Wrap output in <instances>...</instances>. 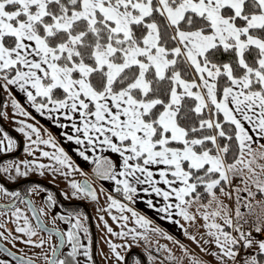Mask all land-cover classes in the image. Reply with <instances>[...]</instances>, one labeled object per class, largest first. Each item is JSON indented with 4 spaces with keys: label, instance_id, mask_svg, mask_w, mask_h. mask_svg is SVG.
Returning <instances> with one entry per match:
<instances>
[{
    "label": "snow or ice",
    "instance_id": "obj_1",
    "mask_svg": "<svg viewBox=\"0 0 264 264\" xmlns=\"http://www.w3.org/2000/svg\"><path fill=\"white\" fill-rule=\"evenodd\" d=\"M0 82L5 90L19 88L53 123L66 128L60 118L70 121L73 134L65 135L83 146L77 151L85 160L92 159L88 148L94 155L97 148L118 154L116 161L98 155L93 161L95 175L114 181L123 197H107L108 209L122 213L112 215L121 230L108 227L109 233L133 242L146 235L136 226L147 229L152 221L124 202L139 192L162 198L158 211L165 219L190 220L188 208L203 191V207L212 209L201 213L217 246L212 255L222 264H264V0H0ZM12 104L30 115L16 99ZM19 123L25 152L33 153L30 145L51 146L55 151L40 149V156L56 166L26 159L23 172L20 164L0 170L12 179L13 168L16 175L59 171L61 165L65 175L73 170L55 137L41 139L40 128ZM14 146L3 132L0 150ZM69 184L73 196L96 199L87 181ZM0 190L25 205L2 206L23 234L13 240L43 247L46 240L33 237L46 232L55 242L38 254L45 264H81L79 257L92 264L90 247L81 242V231L88 234L81 213H57L52 223L58 218L67 227L49 228L44 207L3 185ZM45 203H55L51 193ZM148 205L156 207L151 199ZM109 246L125 260L118 250L125 244ZM2 250L16 264H37Z\"/></svg>",
    "mask_w": 264,
    "mask_h": 264
},
{
    "label": "crops",
    "instance_id": "obj_2",
    "mask_svg": "<svg viewBox=\"0 0 264 264\" xmlns=\"http://www.w3.org/2000/svg\"><path fill=\"white\" fill-rule=\"evenodd\" d=\"M1 92L2 103L0 110L1 113L4 112L5 114L6 123H0V130H2L0 131V136H2L3 132H7L15 141V146L12 150L7 152L0 150V169L7 167L8 164H20L21 171L23 172L25 169L22 161L26 159L29 161L36 159L50 167L56 166L53 162H50L49 158L40 156V149L45 151H55L51 146L43 144H40L39 146L30 145V147L33 148V153L25 152L27 140L24 133L19 131L21 126L19 122L23 120L26 123L34 124L36 127L40 128L41 139H46L49 136L55 137L58 145L63 147L71 157L70 162L73 165V170L65 175L68 170L66 166L61 165L59 166V171H48L46 168L43 174H41L33 168V170L28 171L27 175H16L13 168L11 171L13 176H15V179L10 178L7 173L0 170V185H3L9 190H20V186H28L30 183L44 187L38 194L40 200L45 204L44 208L48 209L45 210V213L51 217L55 216L57 213L67 215L68 213L73 212L70 210V206L76 205V207L74 206V211H76L75 213H79L78 211L83 212L81 220L87 227V221H85L83 215H85L88 220L90 215L94 225L93 232L96 236H94L96 240V250L94 249L93 251L90 249L92 264H125V260L119 261L112 254L109 241L116 243L117 245H126L125 247L118 249L124 257L128 250H132V257L129 255L127 264L128 262L136 264L137 260H139L141 264H169L170 262H173L174 264H195V260L201 261V264H222L218 256L212 255L213 252L217 251V246L212 242L213 237L208 234V229L204 227L205 220L201 215L204 211L210 212L212 210L211 208L203 207V205L208 203V199H200L199 201L194 200L189 206L190 208L195 202L196 206L201 209V213H199L197 221L195 222L196 226L193 230H190L191 227L186 226V220L181 216L174 214L173 219L171 220L164 218V214L158 211L159 205L162 202L161 197H157L155 193L151 192H139L136 194L135 202H124L129 203L131 207H134L139 213L152 221V224L147 229H140L139 226H136L137 231H144L146 235L138 237L137 240L133 242L129 238L122 239L109 233L107 230L108 227L113 228L115 232L121 230V224L118 221L113 220L112 215L120 216L122 213L115 208L111 210L108 209L110 201H108L107 197L110 194L121 200H123V197L119 196L115 191L116 186L114 181L99 178L95 175L94 169L96 168V165L93 161L97 158V155L106 156L113 161H116L118 159V154L112 153L111 150L107 153L106 150L97 148L96 155H94L91 148H88L87 153L92 159L85 160L77 151V148L83 150V146L77 145L75 141L68 140L65 135V133H68L69 135L73 134L70 121L65 120L63 117L60 118L64 124L68 125L66 128L53 123L52 119L41 115L32 108L31 104L27 101L26 95L14 85H10L8 90L2 89ZM13 98L16 99L28 113H30L29 116L22 115L19 111L13 110ZM32 139H36L35 134H33ZM20 141L22 143V150L20 154L16 155L15 153L20 146ZM101 164H103V161H101ZM85 179L93 184L97 194L96 199H92L85 194H79L76 196L72 195L73 189L69 184V181L75 180L78 183H82ZM6 185L8 186L6 187ZM161 186L166 187L162 184ZM226 190L232 189L226 186ZM232 191L234 193V190ZM52 192H56L60 198L56 195V198H54L55 203L49 206L45 201L48 193ZM221 198L225 199L226 202H229L226 196ZM0 199H5L7 202L13 200L16 201V205L19 204L16 197L5 195L2 190H0ZM149 199L153 200V203L156 204L155 208L148 205ZM84 206L88 209L89 215ZM64 207H68L70 211ZM127 214L130 216V213ZM25 215H27L31 221L28 211L25 212ZM176 221H179V223ZM105 222H107V224ZM128 224L133 225L134 221L130 219ZM60 227L66 228V221H61ZM157 227L161 231H153V229ZM165 233H167V235H165ZM168 236H171L172 239H169ZM88 237V234L85 235L84 232L81 231L82 243L89 245ZM192 237H195V239H192ZM181 245H183V247H181ZM152 249L158 251L161 256L156 258V256L151 253ZM185 249L187 251H185ZM149 255L152 257L151 260L149 259ZM130 257L131 260H129ZM169 257H172V259H169ZM0 259L9 261V264H16V261L1 251ZM79 259L81 264H85L86 258L79 257ZM228 264H231L230 260L228 261Z\"/></svg>",
    "mask_w": 264,
    "mask_h": 264
},
{
    "label": "rangeland",
    "instance_id": "obj_3",
    "mask_svg": "<svg viewBox=\"0 0 264 264\" xmlns=\"http://www.w3.org/2000/svg\"><path fill=\"white\" fill-rule=\"evenodd\" d=\"M0 83H2V82H0ZM2 89L5 90L3 87L1 88V86H0V106H1V102H2V92H1ZM0 123H6L5 114H4V112L1 113V110H0ZM106 152L108 153L109 150H106ZM7 186L8 185H6V187ZM36 186H37L36 184L30 183V184H28V186H24V187L20 188V190L19 189H17V190H9L8 189V192L12 193V192L18 191L22 194V196H24V194H27L28 196H26V197H29L37 208L45 207V204H43V202L40 200L39 194H38L40 192V190H42L44 187L41 186V187L37 188ZM29 188H32L33 190L31 192H29L28 191ZM51 194L53 196V199L56 198V195L58 198H60V196H58V194H56V192L55 193L52 192ZM119 196H122V195L119 194ZM135 198H136V196L134 197V200L132 202H135V200H136ZM12 201L7 202L5 199H0L1 204H8V203H11ZM18 203L19 204L16 205L17 207H19L21 209L25 208V205L23 203H20V201ZM46 207H47V205H46ZM64 208L69 210L68 207H64ZM45 210H48V209H45ZM70 210L73 212H76V211H74L75 209H73V208H71ZM188 211H189L190 215H192L194 217V219L186 220V223H187L186 226L191 227L190 230H193L194 227L196 226L195 222L197 221V217L199 216V213H201V209L198 206H196V204L194 202L193 206H191L188 209ZM28 212L30 215L31 223L34 226L36 221H35L34 217L32 216L31 212L30 211H28ZM78 212L81 214L83 213L81 211H78ZM83 216H84L85 221H87L86 223H87L88 236H89L88 237L89 246H90V249L94 251V249H96V240L94 238L95 234L93 232V228H94L93 220H92V225H91L90 219L88 220L85 215H83ZM53 217H51L47 213H45L42 218L50 227H60L61 221L57 219L56 223L53 224L52 223ZM16 226L17 225L15 223V218L11 216V211L10 210L6 211L5 209H0V232L4 233V236H0L2 241L10 249H12L15 253H18V254L24 255V256H29L33 260L37 261L38 264H45L43 258L41 256H39L38 254L41 252H47L48 248L50 247V244L55 242V237L52 238L51 242H48L47 241L48 233L37 231V234L35 237H33V239H45L46 240L45 245L43 247L29 245V244L24 243L23 240H13L12 239V237H18V236L23 235L21 233L16 232ZM23 239L26 240V239H28V237L24 236ZM131 252H132V250H128L125 254V258L129 255H131V257H132V254H130ZM131 257L129 258V260H131ZM130 264H131V262H130Z\"/></svg>",
    "mask_w": 264,
    "mask_h": 264
},
{
    "label": "water",
    "instance_id": "obj_4",
    "mask_svg": "<svg viewBox=\"0 0 264 264\" xmlns=\"http://www.w3.org/2000/svg\"><path fill=\"white\" fill-rule=\"evenodd\" d=\"M2 103V102H1ZM21 150H22V143H21V141H20V146H19V149L17 150V152L15 153L16 155H18V154H20V152H21ZM85 181H87L88 182V184H90L91 185V187L95 190V188H94V186H93V184L89 181V180H87V179H85V180H83L82 181V183L83 182H85ZM11 187V186H10ZM12 187H14V186H12ZM28 199H30L29 197H27ZM96 198H97V194H96ZM31 200V199H30ZM13 202V201H12ZM11 202V203H12ZM11 203H8V204H11ZM34 204V203H33ZM3 205H7V204H1L0 203V209H4L2 206ZM84 208H85V210L87 211V213H88V215H89V212H88V209L84 206ZM35 219V218H34ZM43 219V218H42ZM89 219H90V221H91V225H92V219H91V216L89 215ZM43 221H44V219H43ZM44 223L49 227V228H52V227H50L45 221H44ZM4 248H7V249H9L12 253H15L12 249H10L3 241H2V239H1V237H0V251L2 252V253H4L5 255H7V256H9L11 259H13V257L12 256H10V255H8L6 252H4L2 249H4ZM96 250V249H95ZM15 254H17V255H20V254H18V253H15ZM131 254V253H130ZM128 257L129 256H127L126 257V259H125V264H127V260H128ZM14 260V259H13ZM15 261V260H14ZM38 264V263H37Z\"/></svg>",
    "mask_w": 264,
    "mask_h": 264
},
{
    "label": "built area",
    "instance_id": "obj_5",
    "mask_svg": "<svg viewBox=\"0 0 264 264\" xmlns=\"http://www.w3.org/2000/svg\"><path fill=\"white\" fill-rule=\"evenodd\" d=\"M244 227H245V230H247L248 225H245ZM253 235H254V236H260L261 234H257V233H255V231L253 230ZM242 251H243V250H242ZM151 253H152L153 255L157 256V257H160V256H161V254H160L158 251L154 250V249L151 250ZM169 264H174V263L171 262V263H169Z\"/></svg>",
    "mask_w": 264,
    "mask_h": 264
},
{
    "label": "trees",
    "instance_id": "obj_6",
    "mask_svg": "<svg viewBox=\"0 0 264 264\" xmlns=\"http://www.w3.org/2000/svg\"><path fill=\"white\" fill-rule=\"evenodd\" d=\"M226 186H227V185H226ZM21 187H23V186H20V188H21ZM24 196H27V194H24ZM201 196H202V199H204V200H207V199H208L207 194L204 193L203 191H201ZM128 264H130V262H128Z\"/></svg>",
    "mask_w": 264,
    "mask_h": 264
},
{
    "label": "flooded vegetation",
    "instance_id": "obj_7",
    "mask_svg": "<svg viewBox=\"0 0 264 264\" xmlns=\"http://www.w3.org/2000/svg\"><path fill=\"white\" fill-rule=\"evenodd\" d=\"M18 149H19V148H18ZM74 206L76 207V205H73V206H70V207L74 209V208H75Z\"/></svg>",
    "mask_w": 264,
    "mask_h": 264
}]
</instances>
